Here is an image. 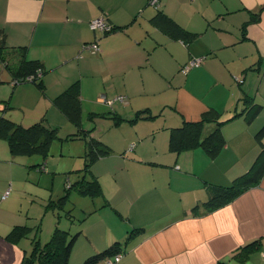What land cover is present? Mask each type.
Masks as SVG:
<instances>
[{
    "label": "crops",
    "instance_id": "1",
    "mask_svg": "<svg viewBox=\"0 0 264 264\" xmlns=\"http://www.w3.org/2000/svg\"><path fill=\"white\" fill-rule=\"evenodd\" d=\"M0 1L7 16L0 39L5 44L3 26L14 30L5 46L25 45L28 58L42 62L45 102L53 106V98L79 80L81 102L84 98L92 103L90 112L115 114L89 120L99 126L91 135L109 152L82 175L97 178L103 196L99 203L94 197L83 206L68 264H81L114 242L122 247L118 264H264V174L231 201L206 206L211 189L229 186L248 171L260 151L254 135L264 125V0H157L164 14L197 33L188 43L152 22L157 9L149 0ZM96 17L123 28L107 34L93 31L88 23ZM53 28L61 31L59 37L48 34ZM29 31L28 41L24 35ZM91 42L98 44V51L83 47ZM196 57H203L202 63L182 74L181 66ZM63 64L75 74L52 82L46 73ZM2 70L0 62V82L6 76ZM117 96L125 100L109 106L106 99ZM3 100L0 96L1 115L14 120ZM255 105L260 110L247 121ZM211 110L214 116L202 121L203 135L216 127L214 119L222 121L225 144L216 155L200 146L169 150L171 128L201 121ZM136 114L152 117L129 122ZM20 165L0 139V200L7 183H16ZM12 211L0 201V264H20L26 252L22 240L4 238L12 226L27 225L16 221ZM133 230L140 233L126 242ZM253 241L257 245L246 261L233 258Z\"/></svg>",
    "mask_w": 264,
    "mask_h": 264
},
{
    "label": "trees",
    "instance_id": "2",
    "mask_svg": "<svg viewBox=\"0 0 264 264\" xmlns=\"http://www.w3.org/2000/svg\"><path fill=\"white\" fill-rule=\"evenodd\" d=\"M150 4V3H149ZM151 5V4H150ZM154 7V6H153ZM155 8V7H154ZM157 13L152 19V22L156 24L163 32L172 38L182 40L186 43L191 41L197 33L190 32L176 23L173 19L169 18L158 7H156ZM123 26L112 25L111 33L115 30L121 29ZM28 48L25 45L6 47L3 38L0 39V62L3 64L4 70L9 74V82L12 85L23 82L34 83L42 93H44L45 85L42 80V76L45 73L43 64L38 59H31L27 56ZM41 71V76L32 81H27L25 78L29 75H36L37 71ZM81 85L79 80H75L70 83L64 90L57 94L52 102L55 107L66 117V119L77 129L72 135L80 136L85 141V164L80 171L89 172L90 165L99 156L105 155L109 152L108 146L102 141L94 138L92 131L94 127L85 128L82 126V102H81ZM110 100L111 103H110ZM109 101V102H107ZM119 100L106 99L107 104L110 106L113 102ZM3 108H6L7 101L3 100ZM252 112L246 116V120L250 121L254 118L259 110L260 106H253ZM148 112V111H146ZM108 114V113H107ZM105 113H92L88 114V119L92 120L96 117H114L113 115H107ZM214 111H208L203 114L201 121H184L180 126L171 128L169 131V150L174 152L190 150L196 147H202L210 155L214 156L224 146L225 139L221 132L219 125L222 121L218 118L214 119L217 123L216 127L207 135H203L202 121L208 120L214 116ZM151 115L140 116L136 114L134 120L148 119ZM57 133L56 127L49 126L44 118L31 123L30 125H22L10 117L0 115V139L4 140L8 146L10 154L14 157L18 155H39L44 161L47 156L48 150L52 141L55 139ZM264 125L255 133L254 138L257 145L260 147V151L255 161L252 163L247 172L235 178L231 184L227 187L216 186L211 189V194L206 202L208 209L216 208L222 204L231 201L237 196L241 190L256 184L261 176L264 174ZM61 140V139H60ZM82 175L71 184H67L68 188L65 192L56 199H49L47 206H53L63 209L62 206L68 199L71 190L77 191L81 195L94 198L102 195L103 191L99 181L94 176L86 177ZM39 227L34 230L35 236L32 239V249L29 254L24 251V256L20 264H68L69 256L71 254L73 245L79 231L75 234L67 229H63L57 225L54 226L49 238L46 242L41 243L37 238ZM142 231V230H141ZM31 227L28 225H14L10 231L4 236L5 239L10 242L17 243L22 238L29 235ZM140 231H131L126 238V242L139 234ZM124 242V243H126ZM257 245L256 241L250 242L240 247L234 254L238 262H244L247 259L248 254ZM122 251L121 243L114 242L100 252L85 258L81 264H98L106 257H110L118 252ZM214 264H226L224 260L215 262Z\"/></svg>",
    "mask_w": 264,
    "mask_h": 264
},
{
    "label": "rangeland",
    "instance_id": "3",
    "mask_svg": "<svg viewBox=\"0 0 264 264\" xmlns=\"http://www.w3.org/2000/svg\"><path fill=\"white\" fill-rule=\"evenodd\" d=\"M6 17L5 3L3 4L0 1V22H2L0 27L1 24L5 23L3 20ZM3 29L5 31V44L8 45V37L16 34L14 30H7L4 26ZM48 34L59 37L61 31L53 28ZM24 36L29 41L30 31ZM69 67L70 65L63 64L59 68L47 72L46 75L50 73L49 77L51 78L52 75V82H57L62 76L65 77L70 73L71 75L75 74L73 70L69 72ZM1 73L6 76H1L5 81L0 82V96L8 102L7 112L15 121L27 124L34 118L45 117V122L49 126H56L57 128L56 137L44 159L45 163L41 161V157L37 154L15 157L16 161L21 164L20 168L16 170L19 174L15 172L14 179L16 183L12 182L10 185L7 183L5 189L7 191L3 192H7L5 199L0 200L1 202L5 201L12 208V213L17 218L16 221H27V225L31 227L30 234L21 239L26 246V254H29L32 249V239L35 236L34 230L37 226L39 227L37 238L40 239L41 243L46 242L49 238L54 222H59L60 226L66 227L71 234H75L80 230L79 223L83 218L82 208L89 204L93 198H85L86 201H89L86 203L81 198L82 195L77 196L78 194L75 191H71L70 199L63 210L56 206L47 205L49 199L58 198L59 194H62L68 188L67 184L76 181L78 176L81 178L83 172L80 169L84 167L86 161L85 141L80 136L72 135L77 129L54 104L51 106L49 101L45 102V95L47 94L43 95L34 83L23 82L13 86L7 80V71L2 70ZM44 90L47 93L45 88ZM91 105L92 103L88 100L82 99V126L85 128L97 126L90 125L88 119L89 112L93 110ZM8 188L10 189L8 190ZM97 197V203H99V200H101L99 197H102V195ZM102 216L108 221V211L103 210ZM98 225L96 224V226Z\"/></svg>",
    "mask_w": 264,
    "mask_h": 264
},
{
    "label": "built area",
    "instance_id": "4",
    "mask_svg": "<svg viewBox=\"0 0 264 264\" xmlns=\"http://www.w3.org/2000/svg\"><path fill=\"white\" fill-rule=\"evenodd\" d=\"M149 3L155 8L157 7V0H149ZM88 25L91 30L100 31L102 32V34H107L112 29V25L104 17L93 18L89 21ZM84 46L90 49L91 51L99 50L98 44L96 42L87 43L86 45H83V47ZM202 60L203 57L191 58L184 65L181 66L179 71L182 74H186L187 72H189L190 69L199 66L202 63ZM40 76H41V71L38 70L36 75H29L25 78V80L32 81L36 78H39ZM115 99L123 102L125 100V97L117 96ZM111 101L112 100H110V103ZM5 194L3 195V198L5 197ZM121 254H122L121 252H118L117 254L104 258L101 262L102 264H118L122 257ZM262 256L264 257V252Z\"/></svg>",
    "mask_w": 264,
    "mask_h": 264
}]
</instances>
